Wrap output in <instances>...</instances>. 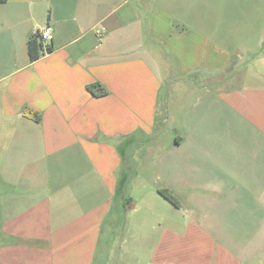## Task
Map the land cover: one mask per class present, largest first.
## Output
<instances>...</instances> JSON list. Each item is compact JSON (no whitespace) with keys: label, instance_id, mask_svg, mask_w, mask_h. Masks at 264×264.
I'll return each instance as SVG.
<instances>
[{"label":"crops","instance_id":"obj_1","mask_svg":"<svg viewBox=\"0 0 264 264\" xmlns=\"http://www.w3.org/2000/svg\"><path fill=\"white\" fill-rule=\"evenodd\" d=\"M261 52L264 0L0 1V264H264Z\"/></svg>","mask_w":264,"mask_h":264},{"label":"rangeland","instance_id":"obj_2","mask_svg":"<svg viewBox=\"0 0 264 264\" xmlns=\"http://www.w3.org/2000/svg\"><path fill=\"white\" fill-rule=\"evenodd\" d=\"M242 8H243V10H242V13H244L245 12V10H246V7L245 6H242ZM252 9H253V7L252 6H250V8H249V12L251 11L252 12ZM247 11V10H246ZM246 13V12H245ZM244 55V54H243ZM262 57L264 58V52H261V53H257V54H245L244 55V59H245V64L246 65H250L251 66V71L253 70V69H258V68H260V67H262V65L264 64V62L262 61ZM237 70V69H236ZM241 70V69H240ZM239 70V71H240ZM135 155H137V156H140V157H146V150H145V152H144V150H143V148H140V150L138 151V149L137 148H133V150H132V154L130 155L131 157H135ZM131 167H132V174L133 173H135L134 172V169H135V167H136V165L134 166H132L131 165ZM138 178H136V176L134 177V178H132L133 179V181H129L128 183V185L127 184H125V186H124V194H127V195H129V196H132V198H133V200L134 201H136L140 196H142V195H144L145 196V199H146V184H147V182H145L142 178H140V176H137ZM130 201H125V206H127V208L126 209H123V212H125L126 213V211H128L129 210V208H130V203H129ZM163 208H164V206H161L160 207V211L161 212H164V210H163ZM148 210L146 209V207L143 205V209L141 210V212H140V216H144V217H146V216H148L149 214H147L148 212H147ZM120 219L121 220H124L123 219V217H124V214L122 213V211L120 212ZM119 243V242H118ZM119 245L120 244H118V247H119ZM117 247V255L120 253V250H118L119 248ZM112 264H116L115 263V261H113V263Z\"/></svg>","mask_w":264,"mask_h":264},{"label":"trees","instance_id":"obj_3","mask_svg":"<svg viewBox=\"0 0 264 264\" xmlns=\"http://www.w3.org/2000/svg\"><path fill=\"white\" fill-rule=\"evenodd\" d=\"M4 1V0H0ZM28 52L32 61L37 60L45 51H51L52 46L49 43L44 42L40 31L36 32L35 35L31 36L27 42ZM88 89L95 96H103L108 93V90L101 84H91ZM161 193L172 203L177 204L176 199L167 190L161 189Z\"/></svg>","mask_w":264,"mask_h":264},{"label":"built area","instance_id":"obj_4","mask_svg":"<svg viewBox=\"0 0 264 264\" xmlns=\"http://www.w3.org/2000/svg\"><path fill=\"white\" fill-rule=\"evenodd\" d=\"M100 31L101 30H98V32H100ZM40 33H41L42 39L46 43L53 39V31H52V28L50 26H47V27L41 29Z\"/></svg>","mask_w":264,"mask_h":264}]
</instances>
